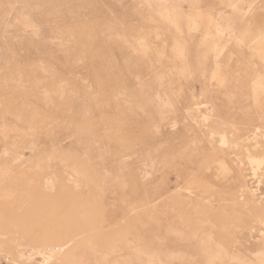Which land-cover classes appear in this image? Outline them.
<instances>
[{"label":"rangeland","instance_id":"rangeland-1","mask_svg":"<svg viewBox=\"0 0 264 264\" xmlns=\"http://www.w3.org/2000/svg\"><path fill=\"white\" fill-rule=\"evenodd\" d=\"M0 264H264V0H0Z\"/></svg>","mask_w":264,"mask_h":264},{"label":"bare ground","instance_id":"bare-ground-1","mask_svg":"<svg viewBox=\"0 0 264 264\" xmlns=\"http://www.w3.org/2000/svg\"><path fill=\"white\" fill-rule=\"evenodd\" d=\"M202 248H203L204 250H208L209 245H202Z\"/></svg>","mask_w":264,"mask_h":264}]
</instances>
